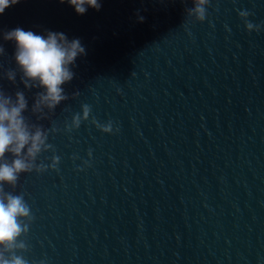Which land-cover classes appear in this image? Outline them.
Here are the masks:
<instances>
[{
    "label": "water",
    "instance_id": "obj_1",
    "mask_svg": "<svg viewBox=\"0 0 264 264\" xmlns=\"http://www.w3.org/2000/svg\"><path fill=\"white\" fill-rule=\"evenodd\" d=\"M191 7L103 0L78 15L59 0H22L0 16V33L64 32L87 52L45 120L30 111L37 89L0 78L6 94L25 92V116L54 149L37 161L48 171L6 187L34 216L29 264H264V30L249 33L239 17L264 24V0H211L203 23ZM0 44L14 69V44ZM84 104L89 120L67 132Z\"/></svg>",
    "mask_w": 264,
    "mask_h": 264
},
{
    "label": "clouds",
    "instance_id": "obj_2",
    "mask_svg": "<svg viewBox=\"0 0 264 264\" xmlns=\"http://www.w3.org/2000/svg\"><path fill=\"white\" fill-rule=\"evenodd\" d=\"M22 0H0V16L7 9L21 3ZM27 2V0H23ZM67 4L78 15H84L89 9L101 10L103 0H59ZM211 0H192L188 11L195 21L203 23L208 17ZM251 13L239 11V17L249 33L261 32L264 24H254L249 20ZM138 22L144 17L137 12ZM4 41L14 44L13 58L16 67L5 70L0 63V78H6L13 84L20 76V82L26 90L37 89L31 113L36 120L48 119L56 108L69 99L65 85L70 84L76 73L77 59L87 55L79 38H69L64 32L45 30L38 33L22 27L4 30L0 33ZM5 56V48L0 44V57ZM79 92L74 96H78ZM29 111V101L24 91H16L15 96L0 88V264H29L23 253L28 244L23 239L34 220L30 205L23 193L14 194L6 187L16 189L23 174L44 173L49 166L38 164L43 152L54 151L49 143L50 132L39 123H32L25 113ZM92 112L88 104L82 105V115L75 114L71 123L66 124L67 132L79 129L82 122L88 121ZM103 133L112 134L113 124L109 121L101 124L93 117L91 121ZM52 132L59 131L53 127ZM91 157L92 153H88ZM60 158L54 156L51 169L59 170ZM85 165L89 162L85 161ZM40 264H45L41 261Z\"/></svg>",
    "mask_w": 264,
    "mask_h": 264
}]
</instances>
